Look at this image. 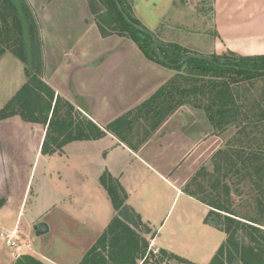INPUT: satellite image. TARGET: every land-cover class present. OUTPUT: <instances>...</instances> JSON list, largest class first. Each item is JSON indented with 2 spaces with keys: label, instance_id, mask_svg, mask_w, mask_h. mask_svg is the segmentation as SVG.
<instances>
[{
  "label": "trees",
  "instance_id": "16d2710c",
  "mask_svg": "<svg viewBox=\"0 0 264 264\" xmlns=\"http://www.w3.org/2000/svg\"><path fill=\"white\" fill-rule=\"evenodd\" d=\"M89 1L103 38L131 40L147 60L176 72V76L103 130L44 81L40 28L27 0H0V58L11 53L24 64L26 78L0 109V122L19 117L24 123L44 126L43 156L60 154L73 142L102 139L107 133L137 152L169 116L187 105L203 111L219 134L235 128L237 133L213 155L211 168L202 166L184 193L209 208L204 224L226 236L210 264H264V72H259L264 70V55L230 52L196 59L185 47L161 43L154 34L162 61L151 36L129 24L114 0ZM119 2L133 23L146 28L129 0ZM187 56H191L189 60L179 65ZM260 84L263 87L258 89ZM100 184L115 216L79 264H148L156 257L142 236L149 229L128 204L126 189L107 171L100 177ZM244 188L253 192L251 210L256 209V215H242L236 209L234 195L242 196ZM6 203L0 198V211ZM159 255L155 264L168 260L191 264L164 249ZM15 264L46 263L22 255Z\"/></svg>",
  "mask_w": 264,
  "mask_h": 264
},
{
  "label": "rangeland",
  "instance_id": "374dc122",
  "mask_svg": "<svg viewBox=\"0 0 264 264\" xmlns=\"http://www.w3.org/2000/svg\"><path fill=\"white\" fill-rule=\"evenodd\" d=\"M27 2L32 6L33 13L35 14L41 31L44 26L48 27V21L54 23V28L57 29L55 30L56 34H58V28L62 31L66 26H71L77 22V25H81L82 23L86 28L92 27L93 35L96 37L101 35L99 30H97L95 16L91 11L89 0H27ZM159 2H161V0H129V4L138 20L145 27L150 26L153 28L149 29V31L153 34H159L158 40L161 43H173L175 40L181 41L178 36L183 34L179 33L182 31L190 35V44H192L193 47H197L196 49L198 51L196 52H199L200 48H205L210 45V39L202 38L199 40L196 39L195 36L214 34L213 0H174L173 6L169 7H161L162 5L159 4ZM163 8L166 10H163ZM157 22L159 27L156 26L154 28L153 25ZM146 28L148 29V27ZM44 37L49 36L44 34ZM55 37V40L57 39L56 42H49V38H44V49L42 45L45 67L43 79L46 83H52L58 88L60 82L64 81L69 72L74 70V64H72V61L68 62L61 58V56L64 55V44H59V39L56 35ZM92 42L93 47L88 48V40V43H86L88 47L84 46V50H76L78 54L83 56L82 51H85L86 47L87 51L84 54L85 58H88L94 51L97 52L95 56L100 55V58L104 57L101 56V52L103 54H110L112 52H114L113 54H122L120 56L116 55L113 59L116 63L113 70L116 71L114 74L117 75L113 74L114 76L112 75L110 77L104 74L98 78L96 76L93 77L94 80L96 78L100 79L98 83L99 89L105 88L109 83V79H111L112 82L115 80H121L122 82V78H124L127 79L126 82L129 85L130 81L134 79L136 75L143 77L141 71L135 72L133 70L136 64H138L136 59L139 58V55H143L134 42L131 40H129V44H119V42L114 41L101 43L97 42V40H93ZM142 57H144V55ZM24 68V64L11 54H7L0 58V101L5 98L7 100L8 96L16 90L22 81L25 82ZM74 77H76V73ZM261 87H263V84H260L258 89ZM19 89L20 87L18 90ZM91 95L93 94L89 93L86 99L87 102L84 105L89 111H92L96 104L95 101L90 98ZM102 100L99 101V104L103 102ZM194 110L193 106H190V121H195L198 129L190 128V139L197 140L200 138L204 143L199 148H194L195 153L193 157L190 158V174L189 171H187L188 164H184V168L182 167L185 172L181 170L177 173L179 176L178 182L183 186L187 185L190 179L202 166L211 168L210 164L213 155L219 149L224 148L229 140L237 133L235 128H230L224 134H219L217 129L213 126L210 129L207 128L204 124L202 125L203 121H207L205 113L203 111L198 112ZM97 113L103 114V109ZM19 120L23 122L20 118ZM202 127L205 131L200 130ZM35 130L40 134L43 132L41 125ZM3 132L2 135L4 137L7 134L11 135L10 143H5L0 147V198H5V196L14 194L17 198L19 196V199L22 200L27 184H29V189L27 195L28 203H25V205H27L26 213L24 220L19 224L20 226L17 231L18 238L15 240V246L9 247L6 241L2 240L0 237V264H15L17 259L22 255H30L45 262H47L45 257H49L59 264H74L76 261L74 256L76 254H86L93 245L84 246L86 242H78L76 236L71 234L69 229V227L73 229L75 224L73 222L65 223L63 221L61 209L65 204L70 205L71 203L70 198L67 199L63 194L62 187H60L58 183L53 182L54 180H58V175L55 171L62 172V179L73 187V189H80L81 192L85 186H96V184L100 182L99 177L106 172L100 171L103 164L101 160L104 151L102 144L88 145V143H84L85 141L73 142L71 143L72 146L68 149L66 160L59 158L51 160V158L42 156L39 148L40 135L38 133L35 136H32V133L27 136V131L22 127L16 128L14 131L4 129ZM5 133L6 135H4ZM12 137L14 138V143L21 145V150L15 149ZM23 146L26 149L24 151H22L24 148ZM154 152L150 155V159L152 158L151 161L155 159ZM52 170H54V172H52ZM99 172L102 175H99L98 180L96 176H98ZM234 200L236 209L242 215H246L249 212L251 215H256V209L251 210L253 208V192H251V189L244 188L243 195L238 196L235 194ZM139 202L143 206L145 202V207L149 209L155 206V204L147 200L143 201L140 199ZM89 203V199L83 198L81 205L86 207ZM77 210L79 209L77 208ZM166 210L165 208L163 213H165ZM84 214L90 215L92 224H95L97 227L100 225V221L95 220L92 208L86 209ZM172 214L173 218L168 225L166 223L167 227L165 225L161 233H163L166 238L170 239L169 247L173 253H176L175 255L189 260V262L194 264H210L216 251L221 244H223L225 234L212 227H210L212 231L211 234L203 233L202 230L198 228V221L200 217L204 215L201 223L203 226L204 218H206L208 212L206 214L204 212L200 213L193 204L189 205L184 203L183 200L177 202ZM41 222L49 225L51 231L42 237H37L33 227ZM17 223V214L15 217L1 220L0 235L13 231L11 228ZM156 226L157 228L159 227L158 224ZM171 226L176 230L174 236L169 235ZM262 228L264 229V227ZM147 237L150 238L149 235H147ZM72 239L76 240V242H73ZM150 247L151 245L149 243V249ZM82 248L83 250L81 252L77 251L76 253L77 249L81 250ZM152 251H154L156 257L150 260L148 264H155L156 260L160 257L159 249L153 248ZM139 264H142V262H139ZM162 264L188 263L178 260H168Z\"/></svg>",
  "mask_w": 264,
  "mask_h": 264
},
{
  "label": "crops",
  "instance_id": "0c3cea01",
  "mask_svg": "<svg viewBox=\"0 0 264 264\" xmlns=\"http://www.w3.org/2000/svg\"><path fill=\"white\" fill-rule=\"evenodd\" d=\"M159 4L162 5L161 7L173 6L174 0H161ZM30 7L33 12L32 6ZM161 7L159 8L162 9ZM213 8L214 34L195 36L196 39L199 40L202 38L210 39V45L205 48L202 47L199 52H196L198 51L196 49L197 47H193L192 44H190V35L182 31L179 33L183 34L178 36L181 41L175 40L173 43L185 47L191 51L193 55H201L204 57H210L211 55L220 56L230 52L241 56L264 55V0H214ZM163 10L166 9L163 8ZM48 23V27L44 26L43 32L40 29V32H42L40 34L43 49L44 38H49V42H56V35L59 39V44H64V55H62L61 58L68 62L72 61L74 70L69 72L64 81L60 82V88H56L52 83L47 84L56 91L57 95L71 102L77 110L82 112L103 130L116 119L136 109L176 76V72L147 60L145 57H142L143 55H139V58L136 59L138 64H136L133 70L135 72L141 71L143 77L136 75V77L130 81L129 85L126 82L127 79L124 78H122V82L121 80L112 82L111 79H109V83L106 87L99 89L98 83L100 79L97 78L104 74L111 77L114 72H116L113 70L116 64L113 59L116 55L120 56L122 54H113L114 52L103 54L101 52V56L104 57L100 58V55L95 56L97 52L94 51L88 58H85L84 54L88 47L86 43H88L89 40L88 48H91L93 47V40H97V42L101 43L114 41L119 42V44H129V40L121 37L118 38L117 36H112L117 38H103L101 35L96 37L93 35L92 27L86 28L82 23L81 25H77V22L71 26H66L62 31L58 28V34H56L55 30L57 29L54 28V23H50V21H48ZM156 26H158V22L153 25L154 28ZM146 27H148V29H153L150 26ZM44 34L49 37H44ZM155 34L158 37L159 34ZM84 46L87 47L85 51H82L83 56H81L76 50H84ZM7 54L11 53H6L5 55ZM75 73L76 77H74ZM94 76L97 77L95 80L93 78ZM23 84L24 82L22 81L16 90L8 96L7 100L5 98L0 101V109L12 98L18 91V88ZM89 93L93 94L90 98L96 103L92 111L87 110L84 106L87 102L86 99ZM101 100L103 102L99 104ZM101 109H103V114H98L97 112ZM194 111L201 112L196 109ZM205 118L207 120V117ZM203 124L209 129L212 128L208 120L206 122L203 121L202 125ZM39 126L38 124L23 123L19 120V117L0 122V147L5 143H10L11 134L6 135L5 133L4 135L6 136L4 137L2 135L4 129L14 131L16 128L22 127L27 131V136L30 133H32V136H35L38 133L35 129L39 128ZM190 128L198 129V126L195 121H190V105H187L179 108L174 114L169 116L155 132L147 137L137 152L129 149L110 133H107L102 139L84 142L88 143V145L102 144L104 151L101 160L103 164L100 171H108L113 177L118 179L126 189L128 193V204L141 215L143 223L149 229L148 232L142 233V236L150 243L151 250H153V248L159 250L165 248L164 250L173 253L169 247L170 239L166 238L163 233H161V230L166 223L168 225L173 218L172 211L177 202L183 200L184 203L189 205L193 204L200 213L204 212L206 214L209 212V208L206 205L184 193L185 185L183 186L178 182L179 176L177 173L184 170V164H188L187 171H189L190 174V158L193 157L195 153L194 148H199L204 143L200 138L197 140L190 139ZM200 130L205 131L203 127ZM42 131L41 134L38 133L40 135V150L46 133V128L44 126H42ZM12 142L14 143L13 137ZM13 146L15 149L21 150L20 144L14 143ZM71 146L72 144L66 146L60 154L46 157L51 158V160H56L57 158L66 160L68 149ZM24 150H26L25 147L22 151ZM153 152L155 153V159L151 161L152 158L150 159V155ZM52 172H54V170H52ZM55 172L58 175V180H54L53 182L58 183L60 187H62L63 194L67 199L70 198L71 203L70 205L65 204L61 209L63 221L65 223L73 222L75 224L73 229L70 227L69 229L70 233L76 236L78 242H86L84 246L94 245L115 216L107 192L100 185L99 181L94 187L85 186L82 192L80 189H73V187L62 179V172ZM99 175L101 176L102 174L99 172L96 178H98ZM28 189L29 184H27L25 188L22 200L19 199V196L17 198L14 194L8 195L9 198L5 196L7 203L0 211V221L15 217L17 214L18 223L11 228L12 230L18 231L19 224L24 220L27 208L25 203H28ZM83 198L90 200L89 205L87 204L86 207L81 205ZM140 199L143 201H150L155 204V206L150 209L148 207L146 208L145 202L144 206L140 204ZM77 208L79 210H77ZM88 208H92L95 220L100 221L98 227L92 224L90 215L84 214L85 210ZM165 208L167 210L163 213ZM203 216L204 215H202L198 221V228H200L203 233L211 234L212 231L210 230V226L206 224L203 226L201 225ZM157 224L159 226L158 228L156 226ZM170 228L169 235L174 236L176 230L172 226ZM49 229L51 231L50 226ZM147 235H149L150 238H148ZM72 241L76 242L74 239H72ZM224 241L225 240H223V242ZM82 250L83 248L81 250L77 249L76 253ZM84 255L76 254L74 256L76 259L74 264H79ZM45 258L48 263L41 259L39 260L46 264H59L49 257ZM187 261L189 262V260Z\"/></svg>",
  "mask_w": 264,
  "mask_h": 264
},
{
  "label": "water",
  "instance_id": "95a60500",
  "mask_svg": "<svg viewBox=\"0 0 264 264\" xmlns=\"http://www.w3.org/2000/svg\"><path fill=\"white\" fill-rule=\"evenodd\" d=\"M114 1H115L116 5H117L119 11L123 14L125 20H126L129 24H131L135 29L140 30V31H142V32H144V33H146V34H149V35L151 36L152 41L154 42L155 51H156L157 55L159 56V58H160L162 61H164V58H163V56H162L160 50L156 47V42H157V40H156L155 35H154L152 32L148 31V30H147L146 28H144L143 26H140V25H137V24L133 23V22L131 21V19L128 17V15L124 12V10H123V8H122V6H121L119 0H114ZM190 57H191V56H187V57L183 58V59L181 60V62L179 63V65H182L183 63H185L187 60H189ZM195 58H196V59H205V60H207L206 57H202V56H195ZM259 72L262 73V72H264V70H260ZM33 229H34V231H35L37 237H42V236L48 234L49 231H50L49 226H48L46 223H44V222H41V223L36 224V225L33 227Z\"/></svg>",
  "mask_w": 264,
  "mask_h": 264
},
{
  "label": "built area",
  "instance_id": "2783aa9c",
  "mask_svg": "<svg viewBox=\"0 0 264 264\" xmlns=\"http://www.w3.org/2000/svg\"><path fill=\"white\" fill-rule=\"evenodd\" d=\"M0 237L2 240L6 241L9 247H11V246H15L16 244L15 240L18 238V234L17 231L13 230L7 233H2Z\"/></svg>",
  "mask_w": 264,
  "mask_h": 264
}]
</instances>
